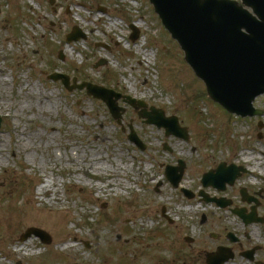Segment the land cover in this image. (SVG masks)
Masks as SVG:
<instances>
[{"label":"rangeland","instance_id":"rangeland-1","mask_svg":"<svg viewBox=\"0 0 264 264\" xmlns=\"http://www.w3.org/2000/svg\"><path fill=\"white\" fill-rule=\"evenodd\" d=\"M130 24L139 29L135 41ZM74 25L85 39L66 43ZM53 71L177 116L189 142L145 124L121 99L117 123L85 89L48 79ZM254 106L264 111V96ZM0 116V264H167L186 253L183 237L200 239L202 212L220 211L165 179V166L178 159L186 164L180 186L193 192H215L200 176L219 162L260 170L237 186H264V114L240 118L213 103L148 0H0ZM129 125L144 150L127 139ZM28 227L51 243L31 236L34 247L14 253ZM250 240L264 242V234Z\"/></svg>","mask_w":264,"mask_h":264},{"label":"water","instance_id":"water-1","mask_svg":"<svg viewBox=\"0 0 264 264\" xmlns=\"http://www.w3.org/2000/svg\"><path fill=\"white\" fill-rule=\"evenodd\" d=\"M149 1L164 27L180 45L185 61L204 82L208 96L230 113L242 117L261 115L263 111L254 109L252 103L255 97L264 94V0H240V3L235 0ZM132 29L131 38L134 40L138 31ZM80 37L84 36L76 31L68 41ZM50 78L61 79L67 87L66 76L55 74ZM76 87H85L88 95L106 103L113 118H120L115 103L119 95L88 83ZM114 95L115 101L111 99ZM128 103L134 107L144 106L141 102L136 105L131 99ZM140 117L146 118L147 124L164 128L166 136L188 140L187 129L179 126L176 117L166 118L163 111L155 109L151 114H140ZM129 140L137 145L140 143L133 130ZM221 166L215 174L209 172L204 176L205 186L218 187L224 182H232L236 172H221ZM177 169L180 172L177 176L170 173L169 167L166 169V176L174 186H177L183 172L181 162ZM32 234L42 238L45 235L43 231L31 228L21 238L24 240ZM45 237L48 242L49 238Z\"/></svg>","mask_w":264,"mask_h":264},{"label":"flooded vegetation","instance_id":"flooded-vegetation-1","mask_svg":"<svg viewBox=\"0 0 264 264\" xmlns=\"http://www.w3.org/2000/svg\"><path fill=\"white\" fill-rule=\"evenodd\" d=\"M239 179L222 193L207 192L224 206L213 203L220 211L217 215L202 212L196 222L200 239L186 235L183 241L187 252L174 255L167 264L174 260L181 264H264V242L250 240L264 234V187L237 186ZM196 198L205 202L197 192L191 199ZM212 255L214 262L208 259ZM13 264L21 262L15 260Z\"/></svg>","mask_w":264,"mask_h":264},{"label":"bare ground","instance_id":"bare-ground-1","mask_svg":"<svg viewBox=\"0 0 264 264\" xmlns=\"http://www.w3.org/2000/svg\"><path fill=\"white\" fill-rule=\"evenodd\" d=\"M38 19L39 20H41V16H38ZM116 25V21L115 20H112V21H110V23H109V27H108V29H110L112 26H115ZM137 25V24H136ZM139 49V48H138ZM144 56H145V58H147L148 57V55L146 54V53H144ZM29 98L30 99H36L39 103H43L44 101H47L48 100V96L47 95H42V94H38V96H36V95H32V94H29ZM4 145H1L0 144V155H2V151H3V147ZM260 155L261 156H264V153H261L260 152ZM252 160V153H246V154H244L243 155V161L244 162H248V161H251ZM113 170L114 171H118V169L117 168H113ZM258 172H260V170L259 169H254L253 167H251V168H249L248 169V173H250V174H254V173H258ZM51 181H48V183H46V184H44V185H42L40 188H39V190L40 191H44V190H48L47 188L51 185ZM35 214H37V212H35L34 214H33V217H31L32 218V220H34L35 219ZM30 218V219H31ZM27 246H31V247H34V243L33 242H31V241H26V242H24V243H22L21 245H20V247H14V249L17 251V252H19V251H26V247ZM69 246V244H67V243H65V244H63L62 245V248L63 249H65V248H67Z\"/></svg>","mask_w":264,"mask_h":264}]
</instances>
